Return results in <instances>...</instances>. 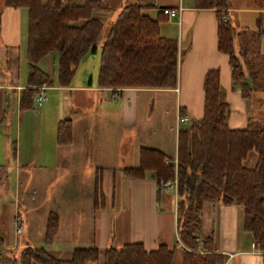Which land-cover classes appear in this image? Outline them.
<instances>
[{
    "label": "trees",
    "instance_id": "trees-1",
    "mask_svg": "<svg viewBox=\"0 0 264 264\" xmlns=\"http://www.w3.org/2000/svg\"><path fill=\"white\" fill-rule=\"evenodd\" d=\"M217 0L216 48L227 56L230 79L239 86L240 97L249 101L251 91L264 83L260 61L261 14L254 29L234 32L228 17V3ZM3 5L26 11V60L30 77L37 73L36 64L49 53L56 54L55 83L68 86L80 60L99 51L96 82L103 88L168 89L176 83L178 63L174 39L161 37L158 24L165 19L159 13L154 19L144 11L153 9L127 1L115 19L104 24L92 13H110L101 0H3ZM84 20L80 27L71 23ZM261 79V80H260ZM202 116L177 130L175 165H163L166 156L142 147L138 163L123 168L125 177L143 179L149 172L157 191L159 180L175 181V234L173 249L163 244L146 251L140 242L120 247L75 248L66 260L52 257L41 247L24 246L16 254L0 251V264H224V257L208 247L209 237H200L199 210L202 201L224 206L243 207L242 229L251 234L254 246L264 252V125L248 118L244 128L227 126L228 104L219 87L218 71L205 72L202 82ZM34 89L20 91L19 109L31 108ZM56 144L70 143L69 120L56 125ZM253 150L256 161L242 165ZM3 169L0 167V181ZM172 189V188H171ZM102 202L101 172L96 169L93 181V206ZM58 219L48 213L43 241L50 244L56 235ZM178 258L176 263L175 258Z\"/></svg>",
    "mask_w": 264,
    "mask_h": 264
},
{
    "label": "crops",
    "instance_id": "crops-1",
    "mask_svg": "<svg viewBox=\"0 0 264 264\" xmlns=\"http://www.w3.org/2000/svg\"><path fill=\"white\" fill-rule=\"evenodd\" d=\"M109 9L110 13H92L91 17L102 22L113 21L124 5L130 1L139 5H149L153 9L146 10L144 13L151 19L162 8L177 9L178 13L173 18L165 19L158 24V33L161 37L172 38L177 47L178 63L176 71V83L173 88L168 89H150V88H103L99 87L96 78H88L85 86H68L59 87L55 83L56 54L49 53L36 64L37 73L30 77L27 60H26V11L24 8L6 7L3 3L0 6V167L4 170L5 178L12 174L11 183L8 184L7 193L0 196V251L4 253H17L24 246L41 247L56 259L66 260L70 258L71 252L75 248H96L101 250L112 242L111 238L106 235L102 243L96 244L89 237H79L76 240H69L66 236L61 235V229H96V220L100 229H112L114 222L107 220V212L113 210L116 197L112 188L109 196L111 205L108 207L104 203L106 196L104 194V169L105 164L92 162L88 165L92 172L88 176L85 200L86 203L80 210H64L60 214L59 201L72 199L66 194L67 191L63 182L61 188L56 193L52 191V200L57 204L54 212L48 211L43 216L31 214V210L25 211L26 217L19 213V170L29 166L60 169L63 172V179H69L71 185H74L76 179L81 178V169L83 166L82 148H78L81 155L72 157L76 136V128L73 118L70 117V134L71 140L67 145H57L56 128L53 125L52 130H44L46 138L43 140L40 149L39 131L34 127L33 120L39 121V117L33 114V111H19L20 91L25 88L34 89V94L38 92L40 82L47 86L44 87V102L46 91L56 94L58 99L60 94H65L67 109L77 110L78 100L84 101L91 99L98 103V107L103 108V103L107 104L106 115H109L114 122V128H111V152L117 156L120 152H127L128 147L123 146L119 149L120 142L124 144V136L118 137V131L135 129L137 124L136 108L138 103L146 98L145 93H161L162 96L156 101L165 103L171 99L174 100V119L178 117L185 118L184 121L176 122L175 133L167 138H163L156 133L155 127L149 131V142L143 146H137L132 153L133 167L138 163V151L140 148L155 149L166 156L164 161L173 162L176 154V136L177 130L184 124L192 121H198L202 116L203 90L202 82L206 71L216 69L218 71L219 87L224 93L225 100L228 104L227 126L230 129L244 128L248 118L252 117L250 103L248 100L240 97L239 86L233 84L230 79V69L228 66L227 56L219 52L216 48V17L214 7H209V3L214 5L217 0H101ZM232 1V0H231ZM228 3L227 12L233 8ZM256 13L264 14V6L258 9ZM228 19V17H227ZM229 21V19H228ZM84 20H77L71 25L80 27ZM230 23V22H229ZM231 25V24H230ZM256 26V22H255ZM254 26V27H255ZM250 27L233 28L234 32L240 29H254ZM264 36L260 39V44ZM98 49L93 54L96 55ZM84 56V57H85ZM83 59V58H82ZM98 69V66H97ZM97 75V71H96ZM43 87V86H42ZM33 94V95H34ZM165 94V95H164ZM33 99V96H32ZM78 111V110H77ZM109 113V114H108ZM78 119L85 120L83 116ZM86 124H83L82 128ZM16 128V129H15ZM149 128V127H148ZM81 130V129H78ZM171 127L168 126L167 132ZM114 132V133H113ZM21 134V137H20ZM169 134V133H167ZM13 136L15 139L13 140ZM44 137V135L42 136ZM172 142L170 143V138ZM120 138V141H119ZM126 143V142H125ZM77 151V149H75ZM46 156L39 160V153ZM119 153V154H118ZM48 155V157H47ZM35 156V157H34ZM163 161V165H164ZM176 161V160H175ZM256 161V153L251 150L247 153L242 165H251ZM93 167V168H91ZM101 172L102 202L93 206V181L95 170ZM122 174V173H121ZM47 176V174H45ZM65 177V178H64ZM125 177V176H124ZM138 182H150L154 180L149 172L144 174L143 179H133ZM8 182V181H7ZM156 187V186H155ZM6 192V191H4ZM158 191L156 190V193ZM60 193V197H57ZM70 193V192H68ZM66 195V196H65ZM57 197V198H56ZM108 208H110L108 210ZM48 213H54L58 219L57 232L50 244L43 241V232L45 220ZM31 214V215H30ZM155 217H170L168 207L160 208L155 206ZM200 220V237H209L208 247L212 252L221 254L224 257V264H264V252L255 248L251 234L242 229L243 207L239 204L224 206L215 201H202L199 210ZM92 219V221H91ZM24 223V237L19 239L22 233ZM30 224V226H29ZM95 224V225H93ZM16 228L19 231H16ZM133 228V226H132ZM31 229H40L38 237L32 239ZM175 231V221H174ZM175 234V233H174ZM176 239V234H175ZM35 241V242H34ZM146 251L153 250L146 248ZM162 243L157 242L155 248ZM164 245V244H163ZM113 246V245H111ZM114 247V246H113ZM154 248V249H155ZM30 264H37L31 262Z\"/></svg>",
    "mask_w": 264,
    "mask_h": 264
},
{
    "label": "rangeland",
    "instance_id": "rangeland-1",
    "mask_svg": "<svg viewBox=\"0 0 264 264\" xmlns=\"http://www.w3.org/2000/svg\"><path fill=\"white\" fill-rule=\"evenodd\" d=\"M3 0H0V6ZM264 0H232L230 7L233 8L228 13V19L233 28L239 26L253 28L257 19L258 9L263 8ZM110 21L104 23V26L108 25ZM260 27L264 30V14L260 18ZM234 31V30H233ZM259 53L264 54V40L259 45ZM99 51L96 55L85 56L80 60L74 77L71 80L73 86H85L87 85L88 78L95 80L96 71L98 66ZM56 67V63H54ZM261 71L264 70V59L260 61ZM261 80V79H260ZM40 87L47 86L43 82H40ZM38 87V88H40ZM260 89L254 88L250 93L249 103L250 110L253 119L264 125V83H260ZM36 95H33V97ZM45 102L41 101L40 104H36L33 99L31 108L25 109L33 111V114L38 115L39 121L33 120L34 127L39 131V143L40 149L43 145V140L46 135L44 130H52L54 125L56 128L57 122L60 120H66L70 117L73 118L74 125L77 126L75 143L73 144L74 150L72 157L81 155L78 152V148H82L83 166L81 169V178L76 179L74 185H71L69 179H63V172L60 169L40 168V167H27L19 170V191L21 197L19 198V213L22 214L24 221L25 211L31 210V214L43 216L46 212H54L56 202L52 200V191L55 193L62 187L60 184L63 182V187L67 191L69 200L65 201L61 198L59 201L60 214L64 210L71 209L72 211L80 210L78 206H83L86 203L85 193L88 184V176L92 172L89 170L88 165L94 162H100L107 166L104 169V194L106 196V206L111 205L109 196L111 195L112 188L115 191L116 197L113 210L107 212V220L114 222L112 229H100L96 220V229H61V235L66 236L69 240H76L79 237H89V240H94L96 244L102 243L106 235L114 237L113 241L109 244L114 247H120L125 243L143 242L146 248L154 249L155 244L160 242L169 249H173L176 239L174 231L175 221V202L174 191L171 188L160 187L156 193L157 188L150 182H138L125 178L121 174V169L132 168L133 160H131L132 153L137 146H143L149 142V131L152 128H156V133H159L161 137L167 138L168 135H173L176 129V122L174 119V100L167 101L165 103H158V98L162 96L161 93H145L146 98L141 100L136 108L137 124L135 129L130 131L119 130L118 137L124 136L125 142L123 145L120 142L119 151L123 149V146H127V152H120L115 156L113 143V155L111 152V128H114V122L111 121L109 115H106L107 107L106 103L98 107V103L87 99L84 101L78 100V111L67 109L65 94H60L59 98H56V94L51 91H46ZM165 95V94H164ZM19 111H24V109ZM109 114V113H108ZM83 116L85 120L78 119L79 116ZM53 124V125H52ZM83 124H86L82 128ZM168 126L171 127L170 132H167ZM43 127L44 130H43ZM149 127V128H148ZM16 129V128H15ZM81 129V130H78ZM114 133V132H113ZM169 133V134H167ZM44 135V137H42ZM21 137V134H20ZM15 137L13 136V140ZM120 141V138H119ZM172 142V137L170 138ZM45 145V144H44ZM77 149V151H75ZM45 154L39 153V160L41 157H45ZM35 157V156H34ZM48 157V155H47ZM93 168V167H91ZM4 172V170H3ZM47 174V176H45ZM12 174L9 178H5V173L2 174V180L0 181V196L7 193L8 184L11 183ZM154 180V179H153ZM8 181V182H7ZM155 183V181H154ZM63 189V188H62ZM6 191V192H4ZM70 192V193H68ZM60 197V193L56 194ZM66 196V195H65ZM56 197V198H57ZM159 205L160 208L168 207L170 217H155V206ZM30 214V215H31ZM92 221V219H91ZM95 225V224H93ZM22 233L19 235V239L24 237L25 230L24 223L22 224ZM30 226V224H29ZM133 226V228H132ZM40 229H31L32 239L38 237ZM35 242V241H34ZM15 254L13 252H10ZM9 254V253H8ZM175 261L177 263L178 258L176 255Z\"/></svg>",
    "mask_w": 264,
    "mask_h": 264
},
{
    "label": "built area",
    "instance_id": "built-area-1",
    "mask_svg": "<svg viewBox=\"0 0 264 264\" xmlns=\"http://www.w3.org/2000/svg\"><path fill=\"white\" fill-rule=\"evenodd\" d=\"M160 12H161L162 15H165V16L168 17V18H173V17H175V16L177 15V13H178L177 9H169V8H162V9L160 10ZM43 89H44V87H40L39 90H38V92H37V94L33 97V101H34L36 104H40V102L44 100V94H43V91H42ZM176 120H177L178 122H179V121H184L185 118H180V117H178ZM175 162H176L175 160H174L173 162H170V161H164V165H165V166H168V165H170V164H174V165H175ZM159 184H160L162 187H164V188L167 187V188L175 189V181H173V182H163V181H160ZM16 231H19V229L16 228Z\"/></svg>",
    "mask_w": 264,
    "mask_h": 264
}]
</instances>
